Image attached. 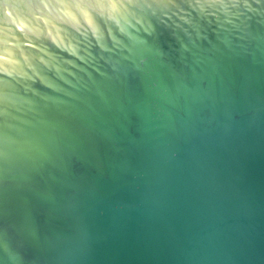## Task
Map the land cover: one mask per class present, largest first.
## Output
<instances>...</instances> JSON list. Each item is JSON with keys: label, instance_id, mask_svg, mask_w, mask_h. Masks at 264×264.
I'll list each match as a JSON object with an SVG mask.
<instances>
[{"label": "water", "instance_id": "95a60500", "mask_svg": "<svg viewBox=\"0 0 264 264\" xmlns=\"http://www.w3.org/2000/svg\"><path fill=\"white\" fill-rule=\"evenodd\" d=\"M0 264H264V0H0Z\"/></svg>", "mask_w": 264, "mask_h": 264}]
</instances>
